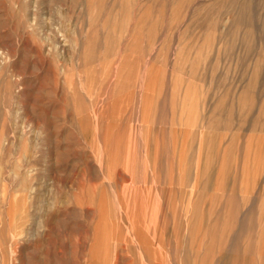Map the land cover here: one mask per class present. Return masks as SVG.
<instances>
[{"label": "rangeland", "instance_id": "1", "mask_svg": "<svg viewBox=\"0 0 264 264\" xmlns=\"http://www.w3.org/2000/svg\"><path fill=\"white\" fill-rule=\"evenodd\" d=\"M124 65L139 86L76 106L77 78ZM169 76L197 88L211 134L264 137V0H0V264L87 263L99 221L88 191L133 182L103 176L95 120L132 126L146 81L166 89ZM111 243L110 264H129Z\"/></svg>", "mask_w": 264, "mask_h": 264}, {"label": "bare ground", "instance_id": "2", "mask_svg": "<svg viewBox=\"0 0 264 264\" xmlns=\"http://www.w3.org/2000/svg\"><path fill=\"white\" fill-rule=\"evenodd\" d=\"M123 69L72 81L84 98L76 97V106L107 89L139 86L143 75ZM165 83L170 88L146 81L132 126L121 114L95 120L90 140L103 176L126 174L133 182L110 197L102 188L88 191L85 204L97 209L99 221L86 264H110L114 239L129 264H264V137L211 134L201 122L197 88L172 76Z\"/></svg>", "mask_w": 264, "mask_h": 264}]
</instances>
